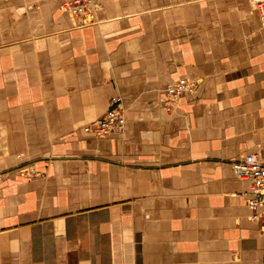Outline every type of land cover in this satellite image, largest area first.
Listing matches in <instances>:
<instances>
[{
  "label": "crops",
  "instance_id": "0c3cea01",
  "mask_svg": "<svg viewBox=\"0 0 264 264\" xmlns=\"http://www.w3.org/2000/svg\"><path fill=\"white\" fill-rule=\"evenodd\" d=\"M179 79L199 83L172 103ZM114 97L124 131L85 133ZM250 153L264 155L250 0H96L81 19L0 0V264H264L230 168Z\"/></svg>",
  "mask_w": 264,
  "mask_h": 264
},
{
  "label": "built area",
  "instance_id": "2783aa9c",
  "mask_svg": "<svg viewBox=\"0 0 264 264\" xmlns=\"http://www.w3.org/2000/svg\"><path fill=\"white\" fill-rule=\"evenodd\" d=\"M58 1V0H53ZM64 10L74 17H83L91 5V0H59ZM259 20L264 22V0H250ZM198 80L179 79L167 88L166 96L177 100L198 85ZM108 109L93 126H86L85 133L97 136L120 135L123 132L125 118L123 115L122 100L118 97L110 99ZM230 168L236 180L249 184L246 208L251 213L250 220L264 226V155L250 153L240 160L233 161ZM1 181V177H0Z\"/></svg>",
  "mask_w": 264,
  "mask_h": 264
},
{
  "label": "rangeland",
  "instance_id": "374dc122",
  "mask_svg": "<svg viewBox=\"0 0 264 264\" xmlns=\"http://www.w3.org/2000/svg\"><path fill=\"white\" fill-rule=\"evenodd\" d=\"M95 2H96V0H91V5L89 6V8L87 9V11L85 12L86 15H87L88 10L91 9V7H93V6L95 5ZM60 5H61V3H60ZM61 6H62V5H61ZM251 6H252V5H251ZM63 9H64V8H63ZM253 10H254V9H253ZM255 11H256V10H255ZM66 13H67V12H66ZM67 14H68V13H67ZM68 15H69V14H68ZM86 15H85V16H86ZM257 15H258V13H257ZM70 16H72V15H70ZM85 16H83V17H76V18L81 19V18H84ZM72 17H73V16H72ZM197 86H198V85H197ZM197 86H196V87H197ZM169 87H170V86H169ZM196 87H195V88H196ZM167 88H168V87H167ZM167 88L164 90V94H165V96H166V90H167ZM195 88H194V89H195ZM194 89H193V90H194ZM193 90H192V91H193ZM192 91H191V92H192ZM187 94H191V93H187ZM184 95H186V94H184ZM166 97H167V96H166ZM167 98H168V97H167ZM179 98H180V97H179ZM168 99H169V98H168ZM176 99H177V98H176ZM169 100H170L171 102H172V101H176V100H173V99H169ZM172 103H173V102H172ZM123 129H124V128H123ZM83 131H84V130H83ZM123 131H124V130H123ZM120 134H121V133H120ZM33 175L39 176V174H37V173H34ZM1 180H2V179H1ZM0 182H1V181H0Z\"/></svg>",
  "mask_w": 264,
  "mask_h": 264
}]
</instances>
